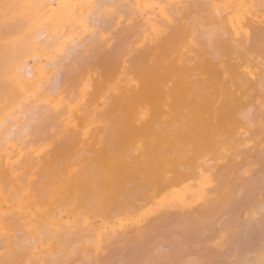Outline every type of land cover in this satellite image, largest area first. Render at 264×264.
Returning <instances> with one entry per match:
<instances>
[{"label":"bare ground","instance_id":"6f19581e","mask_svg":"<svg viewBox=\"0 0 264 264\" xmlns=\"http://www.w3.org/2000/svg\"><path fill=\"white\" fill-rule=\"evenodd\" d=\"M263 168L264 0H0V264H264Z\"/></svg>","mask_w":264,"mask_h":264},{"label":"rangeland","instance_id":"374dc122","mask_svg":"<svg viewBox=\"0 0 264 264\" xmlns=\"http://www.w3.org/2000/svg\"><path fill=\"white\" fill-rule=\"evenodd\" d=\"M219 73H220V71H219ZM262 147H263V146H262ZM259 149H261V147H260ZM252 166H253V167H256V166H254V165H252ZM257 166H258V165H257ZM246 167H247V168H245V169H244V167H243V169H241L242 171H240V173H238V172H236V173L240 174L241 176H244V175L246 174V172H244V170H247L248 167H250V166H246ZM258 168H260V167H258ZM251 169L253 170V168H251ZM263 170H264V168H263ZM242 174H243V175H242ZM260 174H261V173H260ZM260 174H259V176H260ZM262 174H263V173H262ZM263 176H264V175H263ZM255 178H257V177H255ZM260 179H262V177H261ZM260 179H259V180H260ZM256 181H257V180H256ZM256 181H254L252 184L254 185ZM236 182H238V181H236ZM236 182H234V183H236ZM240 182H241V181H240ZM259 182H262V181H259ZM259 182H258V183L256 182V184H258V185H259V184H262V183H259ZM234 183H233V184H234ZM237 184H238V183H237ZM237 184H236V185H237ZM241 184H242V182H241ZM241 184H239V186H240V187H243V189H244V187H245L246 185L243 183L244 186H243V185L241 186ZM256 184H255V185H256ZM229 185H231V184L229 183ZM255 185H254V186H255ZM258 185H256V186H258ZM259 186H260V185H259ZM261 186H262V185H261ZM261 186H260V187H261ZM235 187H236V186H235ZM246 187H247V186H246ZM246 187H245V188H246ZM237 189L239 190L240 188L238 187ZM261 189H262V188H261ZM238 190H236V191H234V192H237ZM263 190H264V189H262L261 191H263ZM243 192H244V191H243ZM260 193H261V192H260ZM233 194H234V193H233ZM247 194H248V193H245V196H243V193H242V195L237 196V198H238V197L241 198L242 196H243V198H246V195H247ZM257 195H258V198L261 199V196H263L264 194H263V193H262V194H259V192H258ZM239 198H238V199H239ZM243 198L239 199V201L241 200L240 203H241L242 205H244V203H245V201H244L245 199L243 200ZM229 200H230V199H229ZM226 201H228V200H226ZM243 201H244V203H242ZM223 202H224V201H223ZM236 202L239 204L238 206L240 207V203H239L238 201H236ZM236 205H237V204H236ZM230 206H231V205H230ZM230 206H227L229 209H226L227 207L224 208V209H226V210H230V209L232 208V206H233V207H236V206H234V205H232L231 207H230ZM239 207H236V208H239ZM243 207H244V208H243ZM243 207H242V208L244 209V211H243V209H242L241 211H243L244 213H246L247 211L245 210V206H243ZM240 208H241V207H240ZM224 209H223V210H224ZM223 210H222V211H223ZM226 210H224L223 212L225 213ZM237 210H238V209H237ZM237 210H235V211H237ZM239 210H240V209H239ZM226 212H227V211H226ZM221 213H222V212H221ZM224 213H222V214H224ZM229 213H230V212H229ZM235 214H236V213H234V215H235ZM227 215H228V214H227ZM227 215H226V216H227ZM226 216H225L226 219H227V218H230V216H228V217H226ZM227 220H228V219H227ZM208 226H209V225H208ZM213 226H214V231H213V232H215V234H218L217 236L222 235V232H221V234H219L220 231H219V232H216V229H217V231H218V229H219L218 226H217L216 224H215V225L211 224V227H210V228L213 229ZM215 226H217L216 229H215ZM206 229L208 230L207 226H206ZM164 230H165L164 228L161 229L160 231L158 230V233L160 232V235H161V239H162V240H160V235L157 233V235H159V239L157 240V242H160V243H163V242H164V243H163V247H164L165 244H166V243H165V240L168 239V241H169V239L171 238V237H170V238H166V239L164 240L163 237H162V236L164 235V233H165V232L167 233V231H168L167 235H169V236H173V237H175V234H176V233L174 234V232L170 234L169 230H167V229H166L167 231L163 232ZM172 231H173V230H171V232H172ZM208 231H210V233H211L210 235H211V237H213V238L211 239V241H213V239L215 238V236H214L215 234H214V233L212 234V231H211L210 229H209ZM262 231H263V232H262ZM262 231H261V233H260V234H261L260 236H261L262 238H264V237H263L264 229H263ZM156 232H157V231H156ZM162 232H163V233H162ZM175 232H176V231H175ZM161 233H162L163 235H162ZM155 234H156V233H155ZM208 234H209V233H208ZM165 235H166V234H165ZM212 235H213V236H212ZM169 236H167V237H169ZM181 236H182V235L179 234L177 237L180 238V241H182L181 243L184 244V243H185V242H184L185 235H183L182 240H181ZM211 237H210V238H211ZM261 237L259 238L260 240H261ZM164 238H165V236H164ZM201 238H202V237H201ZM175 239H176V241L178 240L177 238H175ZM186 239H187V238H186ZM217 239H218L217 241L220 242L221 239H220V240H219V238H217ZM159 240H160V241H159ZM163 240H164V241H163ZM170 240H171V239H170ZM172 240H173V242L176 243V241H174V239H172ZM205 240H206V239H202V241L206 242L207 240H206V241H205ZM214 240L216 241V239H214ZM168 241H166V242L168 243ZM180 241H177V244H174V246H175V245L177 246V249H178V247H179L178 245L181 244ZM208 241H210V239H209ZM211 241H210V242H211ZM215 241H214V242H215ZM258 241H259V240H258ZM262 241H264V240H262ZM262 241H259V243H261ZM170 242H171V241H170ZM170 242L168 243V246H169ZM178 242H179V243H178ZM186 242H187V244L185 243V245H189V246H187V247H186V246H185V247L182 246V247H181L182 250H181L180 247H179V249L181 250V253H183L182 251H184V255H185V251L187 252V250H183V247H184L185 249L189 248L188 250L190 251V249L194 246L192 243L188 244L189 242H188L187 240H186ZM214 242H213V243H214ZM219 242H218V243H219ZM221 242H222V240H221ZM211 243H212V242H211ZM263 243H264V242H263ZM209 244H210V243H209ZM249 244H250V243H249ZM249 244H247V246L251 247L252 245L250 246ZM254 244L258 245V243H257L256 240H255V242L253 243V245H254ZM192 245H193V246H192ZM256 245H254V246H256ZM168 246H166V247H168ZM171 246L173 247V245H171ZM176 246H175V248L173 249V250H175V251H177V250H176ZM180 246H181V245H180ZM190 246H191V247H190ZM219 246H221V245H219ZM254 246H253V247H254ZM166 247H165V248H166ZM221 247H222V246H221ZM221 247H220V248H221ZM261 247H264V245H263V244H262V245L260 244V248H261ZM159 248L161 249V247H159ZM169 248H171V247H169ZM169 248L164 249L163 251H165V252H166L167 250H170V251H171L172 248H171V249H169ZM230 248H231V250H229ZM230 248L228 247L227 254L224 255V256H227V257H229V258H231V259L237 258L236 255L239 256V254L242 252V251H240V250H237V249H240V248H242V247L235 249L234 246H233V248H232V246H230ZM254 248H255V249H256V248L258 249L259 246H258V247L256 246V247H254ZM260 248H259V249H260ZM108 249H109V248H108ZM192 249L194 250L195 248H192ZM192 249H191V250H192ZM212 249H215V248L212 246ZM212 249L210 248V249H209V252H211V251L213 252ZM218 249H219V248H218ZM232 249H233V250H232ZM234 249H235L236 251H235ZM242 249H243V248H242ZM210 250H211V251H210ZM159 251H160V250H159ZM189 251H188V252H189ZM216 251H217V250H216ZM237 251H238L239 253H238ZM109 252H110V250H109ZM188 252H187V255H188ZM193 252H196V250H194ZM229 252H231V253H229ZM232 252H233V253H232ZM236 252H237V254H236ZM160 253H161V252H160ZM166 253H167V252H166ZM168 253H170V252H168ZM181 253H180V251H179V252L177 251L176 255H180ZM197 253H198V254H197ZM197 253H196L197 256H201V254H202V253L200 254L199 252H197ZM213 253H214V252H213ZM243 253H244V252H243ZM173 254H174V253H173ZM189 254H190V253H189ZM192 254H193V253H192ZM210 254H212V253H210ZM228 254H230L231 257H230ZM232 254H233V255L236 254V255L233 256ZM255 254H256V256L258 255V256H257L258 258L261 256V253L259 254V252H258V253L256 252ZM109 255H110V254H109ZM109 255H108V258H109L110 256L113 257V253H112L110 256H109ZM182 255H183V254H181L180 257H182ZM187 255H185V256H187ZM202 255H203V254H202ZM240 255H241V254H240ZM185 256H184L182 259H184ZM232 256H233L234 258H232ZM241 256H242V255H241ZM241 256H239V257H241ZM227 257H226V258H227ZM110 258H111V257H110ZM194 258H195V257H194ZM224 258H225V257H224ZM226 258L224 259V261H225V260H226V262H229V261H230L229 264H231V261H232V260H229V258H228L229 261H227ZM185 259H186V258H185ZM109 260H110L111 262L108 263V264H111V263L113 264V260H114V259L111 258V259H109ZM109 260H108V262H109ZM121 262H122V260H121ZM123 262H124V261H123ZM123 262H122V263H120V262L118 263V262H117V264H123ZM257 262H258V259H257ZM196 263H197V262H196ZM226 264H227V263H226ZM256 264H257V263H256Z\"/></svg>","mask_w":264,"mask_h":264}]
</instances>
